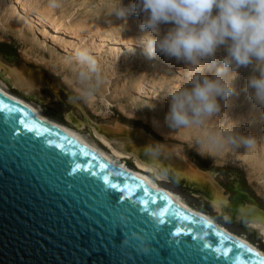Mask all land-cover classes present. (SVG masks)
Instances as JSON below:
<instances>
[{
  "label": "rangeland",
  "instance_id": "374dc122",
  "mask_svg": "<svg viewBox=\"0 0 264 264\" xmlns=\"http://www.w3.org/2000/svg\"><path fill=\"white\" fill-rule=\"evenodd\" d=\"M131 2L123 0L125 6ZM49 3L0 0V85L99 147L104 143L90 123L119 121L129 131H142L155 150L183 149L195 172L214 185L216 202L206 186L173 170L160 176L158 184L264 252V230L252 222L264 214V109H254L245 91L248 77L259 75L253 66L238 69V95L220 100V113L200 125L173 130L164 123L168 92L189 87L190 80L203 73L214 76L227 55L224 46L214 61L195 66L161 55L149 58L141 43V17L130 16L125 24L112 14L121 0H57V8ZM78 50H87L97 61V72L86 84L78 80L79 71L86 68L76 59ZM88 85L92 96L85 99L82 92ZM233 131L251 135L253 144L228 143ZM213 137L222 146H212ZM120 142L127 144L120 139L111 144L123 153ZM130 154L120 162L133 168L138 161Z\"/></svg>",
  "mask_w": 264,
  "mask_h": 264
},
{
  "label": "water",
  "instance_id": "95a60500",
  "mask_svg": "<svg viewBox=\"0 0 264 264\" xmlns=\"http://www.w3.org/2000/svg\"><path fill=\"white\" fill-rule=\"evenodd\" d=\"M0 104L21 110L0 111V264H240L231 252L219 260L214 253L202 252L203 241L198 238L208 233L204 241H223V246L233 251L242 244L238 240L181 209L1 94ZM18 115L36 131L19 126ZM18 130L20 135H16ZM48 140L59 147L46 144ZM75 164H81L82 169L91 167L69 175ZM92 170L97 176L90 175ZM105 174L110 182L132 189V195L117 208L112 203L127 193L110 189L109 202L100 179ZM150 197L157 203L152 204ZM162 208L167 209L166 224L157 226L154 222L159 217L153 212ZM170 216L181 230L182 235L176 238L183 240L180 244L166 234L172 227L167 224ZM185 229L190 230L189 236L183 235ZM248 259L264 264L259 255L241 257L244 264Z\"/></svg>",
  "mask_w": 264,
  "mask_h": 264
},
{
  "label": "clouds",
  "instance_id": "9594fccd",
  "mask_svg": "<svg viewBox=\"0 0 264 264\" xmlns=\"http://www.w3.org/2000/svg\"><path fill=\"white\" fill-rule=\"evenodd\" d=\"M49 7H59L57 0H50ZM112 14L125 24L130 16L141 17L139 28L145 33L141 43L149 58L161 55L195 66L214 61L221 46L227 52L214 76L203 73L191 79L189 87L168 92L164 121L168 128L200 125L206 117L220 113L219 101L238 95L234 82L241 67L253 66L259 73L248 77L245 91L254 109H264V0H132L127 6L121 0ZM164 25L171 26L164 31ZM75 55L86 66L78 73L79 82L86 84L97 72V61L87 50ZM82 95L92 96L90 85ZM233 128H237L234 122ZM227 142L250 147L254 141L251 135L233 131ZM210 143L222 146L215 137Z\"/></svg>",
  "mask_w": 264,
  "mask_h": 264
},
{
  "label": "bare ground",
  "instance_id": "6f19581e",
  "mask_svg": "<svg viewBox=\"0 0 264 264\" xmlns=\"http://www.w3.org/2000/svg\"><path fill=\"white\" fill-rule=\"evenodd\" d=\"M0 94L16 102L17 104L21 105L25 109H27L34 117H36L40 121L50 125L54 129H57L67 134L68 136L76 140L78 143H80L82 146H84L94 154L98 155L99 157H101L102 159H104L114 167L142 180L147 185V188L151 190H155L158 193L169 198L174 203H176L181 209L187 211L188 213L203 218L205 221H207L209 224H211L213 227H215L225 235L238 240L246 247L252 248L254 252L259 254L260 257L264 258V252L257 249L247 240L228 231L226 228L215 222L208 214H205L203 212L191 208L181 199V197H179L173 191L167 188H163L158 184V179L160 178V176L164 175L167 170H173L181 174L185 178H188L189 180L197 181L198 183H201L204 186H206L210 190L209 196H212L213 203L216 202V199L218 198L216 196L217 193L214 185L209 183L201 175L195 172L194 170L195 168L193 169V167L191 166L192 164L187 161L186 156L183 153L184 152L183 149L176 147L174 149L169 148V149L155 150L152 146L146 143L147 141H145L146 139L141 133L142 131L141 132L129 131V129L123 126V124H121L119 121H114L113 123H110L105 126H98L90 123V127H93L95 134L99 136L104 143V147L103 145L102 147H99V145L93 144L88 140H86L84 137H82L79 134L80 132L77 133V131L72 130L71 128H68L64 125H61L53 120L44 117L40 113V111H38L30 103L10 93L1 85H0ZM118 139L127 142L125 147L121 145L122 142H120L119 144L121 145L120 148H123L122 152L126 154V158H128V155L132 156V154H130L131 152L134 153L133 155H135V159H137L138 162L137 161L136 162L138 164L136 163V166H134L133 168H129L123 162H120L122 157L125 155L123 153H120L119 150H116L111 144V141ZM116 144H118L117 141ZM136 155L138 158L136 157ZM250 209L252 210L253 213H255L256 210L254 208H250ZM252 222L256 223L257 225H260L261 229L264 230V214L260 213L259 217L255 216L252 219Z\"/></svg>",
  "mask_w": 264,
  "mask_h": 264
},
{
  "label": "snow or ice",
  "instance_id": "6c2138e0",
  "mask_svg": "<svg viewBox=\"0 0 264 264\" xmlns=\"http://www.w3.org/2000/svg\"><path fill=\"white\" fill-rule=\"evenodd\" d=\"M5 110L8 113H20V111H21L19 108L9 107L8 105L0 104V111H5ZM16 123H18L19 126H22L23 129L27 130L28 132H35L36 131L35 126H30L28 123L25 122V120L21 119L19 115H18V119L16 120ZM16 135H20V131L19 130L16 132ZM46 144L54 145L56 147H59V145H55L54 141H52V140L46 141ZM72 155H75V153H72ZM85 155H87V153H85ZM93 159H95V157H93ZM90 167H91L90 165H85L84 168L82 169L81 164H75V166L72 167L71 172L69 173V175H72V174H74V173H76L78 171H81V170L88 171ZM99 167H100L101 171L104 170L102 165L99 166ZM90 175L95 177V176H97V172L95 170H92L90 172ZM116 175H117V177L119 176L118 173ZM100 179L103 181V184H102L103 185V189H102V191L104 192L105 197H106V199L109 202L112 201V192L110 191V189L111 190H117V191H119L121 193H127V196H123V197L122 196H117L118 199L116 200V202L112 203V207L113 208H117L118 204L122 203V201L124 199H127L128 197H130L132 195V189L131 188H129L127 186L121 187L119 184H117L115 182H110L109 181V174H105V175L101 176ZM105 185L107 187H105ZM145 191H146V189H145ZM149 199L151 200L152 204H156L157 203V201L155 199H152L151 197ZM144 210L147 211V209H144ZM153 215H155L156 217H159V219H157L154 222L155 225L159 226V225H165L166 224V221L163 219V217L165 215H167V209L166 208H162L159 211H154ZM183 219L187 220V217H183ZM173 221H174V217L170 216L168 221H167V224L168 225H172V227L166 229V234L171 236V237H173V239L175 240V242L177 244H180L183 240L176 239V238L180 237L182 235V233H181L180 228L176 227ZM207 227H211V225H207ZM157 230H159V227L157 228ZM183 235L189 236L190 235V230L185 229L184 232H183ZM204 235H208V233H204L203 235H201L198 238L200 241H203V245H202L201 251L202 252L207 251V252L214 253L215 254V258L218 259V260L221 259V257L227 258V256L231 252L233 260L239 261L240 264H244V261L241 260V257H244L246 254H248L249 257L258 256L259 255L258 253L254 252V250L252 248L246 247L243 244H240L238 246V249L236 251H233V249L231 247H224L223 246V243H224L223 241H217L216 243L209 242V241H204ZM216 235H219V234L217 233ZM191 239L195 240V239H197V237H191ZM217 245H220V246H217ZM239 249H242L243 251H240ZM217 253H219L220 255L219 256L216 255ZM204 258L207 259L208 257L205 256ZM248 264H253L251 259H248Z\"/></svg>",
  "mask_w": 264,
  "mask_h": 264
}]
</instances>
